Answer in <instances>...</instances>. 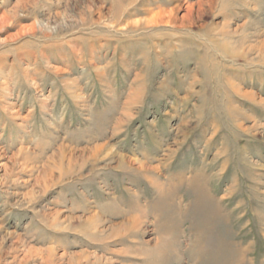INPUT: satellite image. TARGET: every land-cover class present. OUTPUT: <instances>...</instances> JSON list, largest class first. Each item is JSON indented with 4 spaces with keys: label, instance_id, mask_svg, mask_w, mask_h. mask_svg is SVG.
I'll return each instance as SVG.
<instances>
[{
    "label": "rangeland",
    "instance_id": "obj_1",
    "mask_svg": "<svg viewBox=\"0 0 264 264\" xmlns=\"http://www.w3.org/2000/svg\"><path fill=\"white\" fill-rule=\"evenodd\" d=\"M0 264H264V0H0Z\"/></svg>",
    "mask_w": 264,
    "mask_h": 264
},
{
    "label": "bare ground",
    "instance_id": "obj_2",
    "mask_svg": "<svg viewBox=\"0 0 264 264\" xmlns=\"http://www.w3.org/2000/svg\"><path fill=\"white\" fill-rule=\"evenodd\" d=\"M160 14H162V13H156V14H152L153 16L152 17H150V19H148L149 21H147V20H143V21H141L142 23H151V24H157V22L159 23V22H161V21H163L162 20V18H160L161 17V15ZM136 23H139V22H136ZM100 146H102L103 147V145H99V147ZM104 146H106V145H104ZM101 148V147H100ZM97 150V149H96ZM92 219V218H91ZM93 220V219H92ZM91 220V221H92Z\"/></svg>",
    "mask_w": 264,
    "mask_h": 264
}]
</instances>
